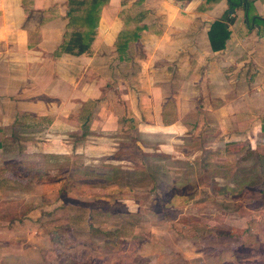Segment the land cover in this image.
Listing matches in <instances>:
<instances>
[{"label":"crops","instance_id":"obj_1","mask_svg":"<svg viewBox=\"0 0 264 264\" xmlns=\"http://www.w3.org/2000/svg\"><path fill=\"white\" fill-rule=\"evenodd\" d=\"M85 1L0 0V264H63L75 211L45 224L37 187L59 195L92 161L119 170L120 139L149 157L264 148V0H249L258 23L228 0H105L78 53ZM216 21L230 35L214 49Z\"/></svg>","mask_w":264,"mask_h":264},{"label":"rangeland","instance_id":"obj_2","mask_svg":"<svg viewBox=\"0 0 264 264\" xmlns=\"http://www.w3.org/2000/svg\"><path fill=\"white\" fill-rule=\"evenodd\" d=\"M135 139H120L119 170L92 161L74 168L59 195L57 186L37 187L50 204L45 224L62 207L75 211L63 264H264V148L206 153L198 142L187 155L149 157ZM135 160L147 168H132Z\"/></svg>","mask_w":264,"mask_h":264},{"label":"trees","instance_id":"obj_3","mask_svg":"<svg viewBox=\"0 0 264 264\" xmlns=\"http://www.w3.org/2000/svg\"><path fill=\"white\" fill-rule=\"evenodd\" d=\"M72 2V0H71ZM76 3L78 4H84L87 1L85 0H75ZM105 2V0H92L89 3V9L87 10V12L85 13V15H83L82 20L85 22L86 27L89 28V30L85 31L82 35L80 34L76 40H74V46L78 49V53L85 51L90 43L93 41L94 38V30L97 27V21H98V13L99 10L101 8V5ZM229 5L231 8H237V7H243L245 9L246 12V17L248 19V21L252 22H259L262 21L261 17L257 16V15H250V10L252 8V4L249 0H228ZM97 9V10H96ZM216 33L218 35L221 34V43L219 45L215 44V36ZM123 37H125V40H123L122 38H119V47L122 45H126L127 42L130 40L131 35L129 34V32L125 29L123 30ZM230 32L227 28V25L222 22V21H216L210 31V39H211V43L214 49L216 48H223L225 41L227 40V38L229 37ZM84 37V38H83ZM127 37V38H126ZM220 37V36H219ZM85 39V40H84ZM70 49V48H69ZM122 49V48H120Z\"/></svg>","mask_w":264,"mask_h":264},{"label":"water","instance_id":"obj_4","mask_svg":"<svg viewBox=\"0 0 264 264\" xmlns=\"http://www.w3.org/2000/svg\"><path fill=\"white\" fill-rule=\"evenodd\" d=\"M232 11H233V9H232Z\"/></svg>","mask_w":264,"mask_h":264}]
</instances>
